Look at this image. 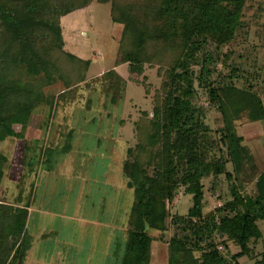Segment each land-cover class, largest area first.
<instances>
[{"label": "trees", "instance_id": "1", "mask_svg": "<svg viewBox=\"0 0 264 264\" xmlns=\"http://www.w3.org/2000/svg\"><path fill=\"white\" fill-rule=\"evenodd\" d=\"M249 0H0V143L21 138L14 126H25L34 110L47 102L45 85L62 81L67 87L82 84L91 63L64 49L62 18L90 7L94 2L111 4V20L124 25L115 68L128 64L129 77L137 80L144 65L164 52L168 64L166 96L157 101L153 117L141 126L135 161L124 165L128 186L135 191L128 240L117 246L120 264H151L154 237L150 231H167V221L179 190L192 196L188 215L172 221L175 234L169 241V264H229L219 250L233 242L248 256L251 243L262 241L258 224L264 221V170L256 178V194L246 196L233 186L230 201L205 214V180L226 176L227 166L240 171L248 156L235 121L247 117L264 120V26L263 65L256 86L238 88L215 79L216 60L207 51L228 45L242 28ZM153 50V51H152ZM193 66H200L198 76ZM237 71L234 69L232 72ZM123 85L115 70L108 73ZM106 75V74H105ZM237 78L231 75V81ZM206 92L210 104L223 117L220 143L228 158H211L218 143L204 124L203 109L192 102L193 83ZM201 114V115H200ZM70 151V146L68 150ZM7 157L0 154V184L5 178ZM152 171V173H150ZM32 200V197H31ZM30 204L0 201V264H26L33 246L28 230ZM199 253L200 256H196ZM258 264H264V259Z\"/></svg>", "mask_w": 264, "mask_h": 264}, {"label": "rangeland", "instance_id": "2", "mask_svg": "<svg viewBox=\"0 0 264 264\" xmlns=\"http://www.w3.org/2000/svg\"><path fill=\"white\" fill-rule=\"evenodd\" d=\"M62 20L64 49L91 63L87 78L73 87L62 81L45 85L48 101L34 110L25 126H14L22 137L0 143V154L8 160L0 201L17 204L20 200L22 205L32 202L28 223L34 238L31 261L38 253L49 260L43 264H73L75 256L68 253L74 248L79 255L75 264H120L115 252L119 244L123 249L127 243L135 202L124 165L135 161L129 150L138 153L141 126L151 120L157 101L166 96L168 64L173 55L164 52L154 57L134 81L129 77L128 64L115 68L124 25L112 22L111 4L94 2ZM241 21L242 28L228 45L219 49L209 44L207 51L216 60L212 66L215 79L241 89L257 85V90L263 65L264 0H249ZM193 69L198 76L200 66ZM234 69L237 71L232 72ZM112 70L124 78L123 85L108 74ZM231 75L237 78L231 81ZM193 87L194 108L203 109L204 124L218 143L211 158L227 159L226 147L220 143L223 117L197 80ZM235 125L248 156L240 171L233 163L227 166L231 180L225 175L206 178V215L232 199L235 185L244 195L254 196L255 180L264 170V120L254 123L243 117ZM192 206V196L182 187L173 204L168 205L171 216L167 231L149 232L154 237L151 264H169V241L175 234L172 221L188 215ZM258 226L264 234V221ZM221 242L217 237L227 262L235 264L233 256L240 248L228 242L225 249ZM251 250L237 261L258 264L264 259L262 241L251 243Z\"/></svg>", "mask_w": 264, "mask_h": 264}, {"label": "crops", "instance_id": "3", "mask_svg": "<svg viewBox=\"0 0 264 264\" xmlns=\"http://www.w3.org/2000/svg\"><path fill=\"white\" fill-rule=\"evenodd\" d=\"M62 21H63V20H62ZM31 204H32V202H31L30 205H29V206H30V209H31V206H32ZM30 209H29V210H30ZM29 212L31 213V210H30ZM29 220H30V214H29L28 223H29ZM33 246H34V238H33ZM33 246H32V249H33ZM32 249H31L30 252L28 253L26 264H43V263L49 261L48 259H45L44 257L39 256L38 253H36L37 256L34 257V262H33V260L31 261V259H32L33 257H32V258H29V257H31V256H30V253H31ZM71 251H73V252H69V253L66 252V253H68V254L71 253L72 256H75V258L73 257V259H74V260H73V264H75L74 262L77 261V257H78L79 255H78V252H77V253L74 252V248H72ZM46 253L50 254L51 252H49V250H48ZM63 254H65V252H63ZM65 255H66V254H65ZM28 260L31 261V262L29 263ZM71 260H72V258H71ZM78 260H79V259H78Z\"/></svg>", "mask_w": 264, "mask_h": 264}]
</instances>
